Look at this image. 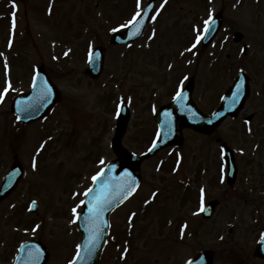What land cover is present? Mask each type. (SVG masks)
<instances>
[{"label": "rangeland", "instance_id": "obj_1", "mask_svg": "<svg viewBox=\"0 0 264 264\" xmlns=\"http://www.w3.org/2000/svg\"><path fill=\"white\" fill-rule=\"evenodd\" d=\"M133 1L102 0L95 7V0H25L13 8L10 0H0V92L6 84L11 85L0 102V183L14 155L26 172L16 189L0 203V263L15 255L20 242L31 238L48 246L55 260L52 263L71 260L80 238L72 209L77 212L81 208V196L93 175L115 158L109 143L121 100L132 109L122 144L137 153L147 147L154 128L151 105L158 102L150 101L152 89L141 65L122 82L127 72H116L117 60L109 54L98 80L68 76V48L73 41L80 49L72 38L74 19L88 18L89 23H95L106 13L126 24L131 20L128 15L136 10ZM146 2L140 0L141 5ZM160 3L165 0H156V6ZM166 3L153 21L164 42L178 35L183 44H188L204 28L209 11L213 15L221 9L225 17L222 32L200 57L198 104L204 109L214 106L239 69L250 76V94L238 119H228L216 134L205 137L187 130L180 147L163 149L142 163L140 189L122 211L111 217L113 233L100 264H185L201 249L215 252L214 264H229L232 257L259 264L253 259V249L264 228L263 0ZM13 12L14 28L8 17ZM125 18L127 21L121 20ZM236 30L243 32L241 43L248 45L245 55L232 41ZM94 33L100 40L99 31ZM90 43L93 45L92 36ZM194 59L187 58L188 73L195 70ZM33 63L58 71L54 83L60 98L45 118L21 125L11 113L10 103L13 95L28 91ZM72 76L81 78L77 73ZM252 112L253 118L246 124L243 117ZM13 130L21 131L19 141L14 139ZM218 136L235 151L238 178L233 191L218 180L225 177L220 146L214 141ZM201 189L203 202L223 196L210 221H203L197 211ZM153 193L157 195L153 197ZM32 199L39 205L37 215L25 208ZM130 211L135 212L131 225L126 222ZM128 242L129 246L125 244Z\"/></svg>", "mask_w": 264, "mask_h": 264}, {"label": "water", "instance_id": "obj_2", "mask_svg": "<svg viewBox=\"0 0 264 264\" xmlns=\"http://www.w3.org/2000/svg\"><path fill=\"white\" fill-rule=\"evenodd\" d=\"M148 6H151L148 5ZM148 6L145 8L148 9ZM150 10L148 11L147 16H142L141 20V25H143L148 16H149ZM220 17L217 16L216 21H213L212 24V30L209 31L204 39V44L207 43V40H209L214 33L217 30V24H219ZM238 34H236L237 36ZM237 40V39H236ZM95 69H90V72L92 75L95 74V71L97 67L93 66ZM99 69V65H98ZM41 77V74L39 75V78ZM39 83V81H38ZM248 79L244 75H240V79H237L236 82L233 84L231 89L229 90L227 94V100L225 104H223L221 110L217 112L213 117L214 119L210 120L209 122L207 120H203V122H199L198 120H191L187 119V121L183 120V124H186L187 126H191L196 130L199 131H204V132H209L212 130L216 125L219 124L220 121H222L227 114L234 115L238 109L242 107V104L244 102V99L246 98L248 94ZM237 85L240 86V95L237 98V102L233 104V94L237 90ZM58 99V92L57 90L51 86L49 89H47L46 84L42 82L37 84L35 87L32 88L30 93L27 95H18L13 101L12 104V111L17 113L18 116L20 117V121L22 122H28L31 120H35L37 118H40L44 116L47 111L49 110L50 106L56 100ZM231 106V107H230ZM236 110V111H235ZM128 119V110L125 108L122 112L121 115L119 116L118 123H117V128H116V135L112 140V147L114 151L119 155L120 159L115 161L114 163H111L108 165L107 170H111L113 168H116V173L118 174L121 172V176H116L113 177L114 179L116 178L117 181L113 183L112 186V192L110 194V200L112 203L106 210L108 213V210H111L113 207H115L119 202H120V195L121 191L123 188L127 187L130 183L134 182L135 188L138 182V177L135 175V171L138 168L140 162L144 159L147 158L151 155H153L155 152H157L159 149L166 145H171L175 144L178 145L181 143V137L180 133L177 131L176 136H168L166 133H163L161 137H159L157 143V147L154 148L151 152H147L144 155L141 156H135L132 153H129L125 151L121 146H120V137L122 136L124 132V127L125 123ZM196 123V124H195ZM207 123L209 125H207ZM223 152H224V157L225 161L228 167V181H232L235 178L236 174V164H235V159H234V154L233 151L228 148L226 145L223 146ZM105 174V173H104ZM102 174L99 179L101 181L105 180L107 174ZM20 174H19V166L17 163H15L14 168L12 171L9 172L7 175V178L5 180V183L2 187V190L0 192L1 196H4L7 194L11 188L15 185V183L18 181ZM122 177V178H121ZM121 178V179H118ZM107 180V179H106ZM130 182H128V181ZM106 183V182H104ZM104 185V184H102ZM102 187V186H101ZM134 188V189H135ZM214 203L210 204L209 207V212L213 209ZM208 213H204V215H208ZM107 213L106 215L103 216V218H98L94 219L92 214L90 213V221L89 224H87L88 220V211H84L83 214H81L80 219H79V229L83 233L81 245H80V257H76L75 259V264H94L96 260L99 257L100 251L104 245L105 242V237L107 234ZM99 226L101 229V235L98 240L95 241L96 247L94 248V251L91 256H88L87 252L84 250V246L88 243L89 237L92 233V231ZM35 246L31 242L25 243L21 245L20 247V255L19 258H33L38 255V259L43 258L45 260L47 258V254L45 250L42 252L39 251L38 253L36 252ZM31 253V256L29 255ZM257 254L260 256H264V237L262 241L260 242V245L257 247ZM211 259H212V253L209 251H204L200 253L195 259L191 260L189 264H211ZM39 264H44V262H40Z\"/></svg>", "mask_w": 264, "mask_h": 264}, {"label": "flooded vegetation", "instance_id": "obj_3", "mask_svg": "<svg viewBox=\"0 0 264 264\" xmlns=\"http://www.w3.org/2000/svg\"><path fill=\"white\" fill-rule=\"evenodd\" d=\"M117 4L118 3H116V5ZM98 5L99 2L94 3L95 7H98ZM116 5L113 7H117ZM101 18L100 22L97 21L95 23H89L90 19L88 18L74 19L71 26L72 38L77 40V47H80V49H76V45H74V42L72 41V46L67 52L69 63L68 76L74 80L89 79L90 81H96L99 79H92L86 72L91 50L98 45L102 46L104 49L103 73L105 71V65L109 54H114V57L117 60V70L115 71L117 72L118 70H123L127 72V74H124L121 77L122 82L129 80L131 75L129 72L133 73L134 70L138 69L141 65L148 74V87L152 89L150 101L151 103L158 102V105L156 103H152L151 105V117L152 122L154 123L155 112L167 104L176 94L177 89L181 88L185 83L187 57L186 52L183 49L185 44H183L180 40L181 37L178 38L177 41L171 39L174 42H169L170 37L166 42L162 41L160 30L159 33L156 34L155 27L153 28V35L150 37L149 43L146 44L145 48H140L139 45L143 41V36V38L141 37L126 44H113L109 41L110 37L114 33L113 29H118V31L121 30V28H118L121 24L120 22H116V16L107 17V14L103 13ZM95 30L99 31L100 40H98L97 34L94 33ZM90 36L93 37V45L90 43ZM174 38H177V36H174ZM158 42L159 46H157ZM140 58H144L145 60L140 62ZM46 71L51 78L55 79L57 71H51L49 68ZM74 73H77V76L80 75L81 78L73 77L72 75ZM181 81H183V84L180 83ZM176 115L177 109L173 111V116L175 117ZM228 190L233 191V187H229ZM222 199L223 196L217 198L220 203ZM126 219V222L130 225L135 221L132 216H129L128 214L126 215ZM200 223H202V221H200ZM230 228L231 231L229 230V232H232V226ZM253 259L258 261L259 264H264V259L257 258L254 255ZM246 260L247 259H243L241 257H232L228 259L227 263L248 264ZM52 261L55 260L50 258L46 264H56L52 263ZM12 262V259L7 258L5 262L0 264H12Z\"/></svg>", "mask_w": 264, "mask_h": 264}, {"label": "snow or ice", "instance_id": "obj_4", "mask_svg": "<svg viewBox=\"0 0 264 264\" xmlns=\"http://www.w3.org/2000/svg\"><path fill=\"white\" fill-rule=\"evenodd\" d=\"M167 2V0H165V3ZM209 2H211V0H209ZM13 8L16 7V5L13 3ZM163 4L161 5V8H163ZM141 4H140V0H137V11L135 13V15L132 17V19L130 21H128L123 27H128L129 25L135 27L136 25L141 23V20L139 19L142 15L143 16H147L148 15V11L151 10V6H148V9H146L143 13L141 12ZM13 22H12V26L13 28L15 27V12H13ZM159 15V12L157 11L156 15H153L150 17V19H152L153 21H155L156 16ZM212 24H213V18H212V12L209 11L208 13V19H206L204 21V28H203V33L206 35L209 31L212 30ZM118 31V29H113V32ZM137 31H139V29L137 28ZM194 31H197L196 29H194ZM135 34V33H133ZM204 39V35H196L195 37V41L192 44L191 48L186 49V51L191 52L193 49H195L197 47L198 44L201 43V41ZM9 44L11 46V41H9ZM5 67H7V65H5ZM35 77H34V81H35ZM185 79H187V77H185ZM181 84H183V81L180 82ZM11 88L10 83L6 84L3 92H0V102H2L4 95L7 94V92L9 91V89ZM240 95V86L237 85V90L236 92L233 94V104H235L237 102V98ZM184 98L183 96V92L180 88L177 89L176 91V95L174 96V100H176L177 103H180V101ZM231 107V106H230ZM190 111V110H189ZM193 115H195L193 113ZM17 119L19 120L20 117L18 116ZM246 124L249 123V121H245ZM163 135L162 132H158L157 133V137H161ZM43 147V145L41 146ZM157 147V143L154 140L152 143V147L149 148V152H151L154 148ZM101 163L103 164V161H101ZM36 168V163L35 160L33 161V169L35 170ZM103 172V170L101 171V173H98L97 176L101 175ZM97 176H93L92 180L95 182L97 180ZM135 188V184L134 182L130 183L127 187L123 188L121 191V195H120V201H122L123 199H127V197L134 191ZM93 191V189H88V191L85 193V195H89L91 192ZM153 197H155L157 195V193H153L152 194ZM203 199H204V189H201V207H200V211L202 212L204 210L203 207ZM81 203H84L83 201ZM112 203V201L108 198L107 195L101 196V195H97L96 197L93 198L92 201H89V212L92 214L94 219H98L100 217V215L106 210V207L108 205H110ZM35 204V201H33V205ZM72 213L75 216L76 215V209H72ZM75 222V221H73ZM101 235V229L99 228V226H97L91 233L88 243L84 246V250L87 252L88 256H91L94 248L96 247L95 241L98 240L100 238ZM36 252L38 253L39 250L37 249ZM29 255L31 256V253H29ZM77 257H80V246H77ZM38 255L34 257V259H38ZM123 258V257H122ZM69 264H75V261H70Z\"/></svg>", "mask_w": 264, "mask_h": 264}]
</instances>
